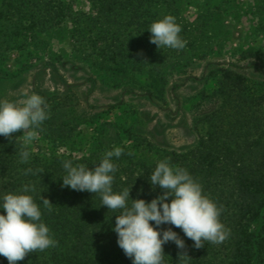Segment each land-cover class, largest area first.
<instances>
[{"label": "rangeland", "instance_id": "1", "mask_svg": "<svg viewBox=\"0 0 264 264\" xmlns=\"http://www.w3.org/2000/svg\"><path fill=\"white\" fill-rule=\"evenodd\" d=\"M65 3L72 14L60 22L46 15L59 0H0V101L35 93L49 106L29 145L36 154L82 158L134 142L154 157L187 150L206 133L225 69L264 87V0H175L147 15L144 35L92 0ZM167 15L182 28L181 50L150 43V25ZM135 36L147 45L132 64L126 44Z\"/></svg>", "mask_w": 264, "mask_h": 264}, {"label": "trees", "instance_id": "2", "mask_svg": "<svg viewBox=\"0 0 264 264\" xmlns=\"http://www.w3.org/2000/svg\"><path fill=\"white\" fill-rule=\"evenodd\" d=\"M174 1L92 0V3L96 12L135 23L142 31L139 34L144 35L147 15L161 13L163 5L169 6ZM68 10L65 0H59V8L47 9L46 15L63 22L72 14ZM33 25L30 21L20 29ZM14 32L17 37L21 35L18 27ZM141 37H132L126 44V49L132 51V64L143 60L147 43ZM218 83L219 105L204 117L207 130L196 145L182 151L162 149L154 157L150 156V149L134 142L122 146L124 152L119 158H111L117 168L113 192L130 189L129 206L131 199L150 203L163 194L158 185L153 188L150 176L158 162L168 160L170 166L184 168L201 184L203 194L222 208L219 219L230 235L221 244L204 242L203 248L196 249L180 228L160 225L161 232L171 228L186 245L181 250L174 242L164 244V264H264V87H248L243 74L233 69H225ZM21 150L22 142L17 137L10 140L0 136V203L5 194L21 193L24 185L34 186L35 191L23 194L32 196L41 210V222L58 243L44 251L29 253L17 264H132L118 246L113 231L120 210L102 206L99 193L62 187V178L67 174L63 162L71 161L73 166L84 164L92 169L105 153L76 158L73 153L36 154L28 146L29 160L21 163ZM129 152L134 154L128 155ZM28 168L43 172L25 175ZM41 196L52 203L51 212L44 207ZM0 214H6L3 208ZM150 223L156 227L154 222ZM182 251L188 256L179 259ZM0 264L9 262L0 256Z\"/></svg>", "mask_w": 264, "mask_h": 264}, {"label": "clouds", "instance_id": "3", "mask_svg": "<svg viewBox=\"0 0 264 264\" xmlns=\"http://www.w3.org/2000/svg\"><path fill=\"white\" fill-rule=\"evenodd\" d=\"M149 31L150 43L158 49L168 47L181 50L186 46L187 42L179 35L182 28L171 15L153 22ZM48 107L44 98L35 93L15 102L0 101V136L11 140L13 133L23 131V135L19 136L23 149L19 153L21 163L29 160L28 146L39 139L36 129L49 118ZM123 152L121 147L107 151L92 169L84 164L73 166L71 161L63 162L67 174L62 178V187L99 193L102 206L113 211L120 210L113 231L117 234L118 246L132 260V264H164L163 245L169 241L179 249H185L184 240L171 228L162 232L159 230L162 224L180 228L194 242L196 249L203 248L204 242L221 244L228 238L230 230L219 219L222 208L203 194L201 184L184 168L172 167L168 160L158 162L150 176L153 188L158 185L163 194L150 203L143 199H131L129 206L130 189L125 188L120 193H114L112 189L113 174L117 168L111 158H119ZM42 172V169L34 172L28 168L24 174ZM29 191H35V187L24 185L21 193H7L0 203V208L6 213L0 214V256L5 257L9 264H17L29 253L44 251L58 243L50 236L49 228L41 222V210L32 196L23 194ZM41 199L44 207L51 212L50 200L43 196ZM150 222H154L156 227ZM182 256L188 255L182 251L179 259Z\"/></svg>", "mask_w": 264, "mask_h": 264}]
</instances>
